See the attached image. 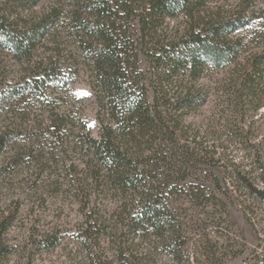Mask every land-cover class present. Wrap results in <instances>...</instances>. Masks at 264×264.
Masks as SVG:
<instances>
[{"label":"trees","instance_id":"obj_1","mask_svg":"<svg viewBox=\"0 0 264 264\" xmlns=\"http://www.w3.org/2000/svg\"><path fill=\"white\" fill-rule=\"evenodd\" d=\"M37 1L0 5V47L17 59L31 55L60 13L53 7L35 15ZM74 2L73 29L108 114L90 146L110 182L123 193L131 190L129 209L128 203L123 207L133 229L150 230L145 235L158 238L179 264L188 239L180 240L181 224L171 215L167 197L191 190L183 169L203 159L224 174L222 187L215 183L218 199L231 200L264 238V48L246 54L243 38L235 34L252 21L239 11L207 8L205 0ZM13 5L28 14L20 16ZM141 58L153 74L147 85L134 73ZM53 69L46 65L41 75L29 76L25 88L38 90ZM213 71L222 77L209 83ZM207 109L223 134L213 128L215 137L209 131L189 138L186 118ZM208 187L204 181L198 190L204 195ZM4 228L5 221L0 235ZM147 258L136 256V264H150ZM255 258L253 264H264V253Z\"/></svg>","mask_w":264,"mask_h":264},{"label":"rangeland","instance_id":"obj_2","mask_svg":"<svg viewBox=\"0 0 264 264\" xmlns=\"http://www.w3.org/2000/svg\"><path fill=\"white\" fill-rule=\"evenodd\" d=\"M204 4L244 14L252 22L235 34L243 38L246 54L264 48V0ZM12 7L22 17L28 14L25 7ZM53 7L60 13L29 57L17 59L0 47V223L5 221L0 264H136V256L145 255L150 264H175L158 238L145 235L150 230L133 229L123 207L128 203L129 209L131 190L123 193L111 183L93 154L89 141L108 114L73 29L74 0H38L33 12L40 17ZM46 65L54 67L53 77L38 90L25 88L28 77L41 75ZM137 71L140 82L151 83L144 58ZM219 77L222 73L213 71L209 83ZM213 114L207 109L188 116L185 135L214 134ZM214 129L223 134L219 124ZM188 164L183 171L191 190L167 197L171 215L181 224L180 240L188 239L179 264H253L255 255L264 253L263 234L231 200L218 199L221 169L203 159ZM204 181L209 187L203 195L198 187Z\"/></svg>","mask_w":264,"mask_h":264}]
</instances>
